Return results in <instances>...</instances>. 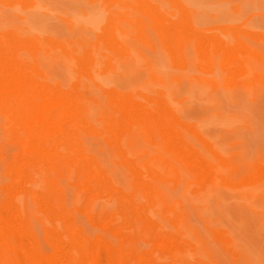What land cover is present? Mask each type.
<instances>
[{
  "label": "rangeland",
  "instance_id": "1",
  "mask_svg": "<svg viewBox=\"0 0 264 264\" xmlns=\"http://www.w3.org/2000/svg\"><path fill=\"white\" fill-rule=\"evenodd\" d=\"M0 50L69 94L80 115L73 141L107 179L104 191L92 190L81 166L39 162L24 168L25 190L44 191L48 171L52 204L87 238L125 250L124 264H139L140 253L160 264H264V0H0ZM114 90L135 107L124 122ZM0 118L3 200L6 160L22 152ZM107 187L124 192V210L130 202L137 210L123 213ZM13 202L42 252L52 251L50 225L68 243L63 223L43 217L31 197L18 192ZM81 206L110 214L108 228ZM155 234L171 237L173 250Z\"/></svg>",
  "mask_w": 264,
  "mask_h": 264
},
{
  "label": "bare ground",
  "instance_id": "2",
  "mask_svg": "<svg viewBox=\"0 0 264 264\" xmlns=\"http://www.w3.org/2000/svg\"><path fill=\"white\" fill-rule=\"evenodd\" d=\"M9 55L4 50H0V68H6L8 70L4 74L0 75V116H2L3 118L2 123L4 124V127L9 130V134L12 133L14 139H16L18 142L20 141L19 147L22 154L20 152V155L14 153L16 155H13L11 160V156L6 160L9 161V163L7 162L8 168L5 171L8 170V175H10V179H12V181L10 183H5V185H2V189L5 190L2 192H6V196H4L5 199L3 197V200L0 199L2 200L0 201V264L5 261L8 262V264H70L71 262V264H73V261H80V263L82 262L81 264H124L123 262H125V260L122 262V259L120 260V257H125V250H123L119 246L113 247L100 235L96 236L97 234H95L94 238L92 236L91 238H87L88 236L86 237L85 235H83L79 228L69 222L67 212L64 211V209H60L52 204L51 197L54 190V184L52 181V177L48 171L44 172L43 174L42 185L44 187V191L41 192L34 189L25 190L22 187L23 184L22 186L20 185L24 182V179L27 178V173L24 171V168H26L28 165L32 167L34 165L40 164L41 162H44V165H47V169L52 168L57 162H71L81 166L86 170V180L92 181L94 183L93 184L89 182V184L94 185V188H92L93 186H89L87 182V185L83 184L84 188H86V191L88 186L92 190L95 189L97 191H100L101 189V191H104L105 189H103V187L107 179L104 180L105 176H103L102 172L96 167V164L92 159L93 157L82 154L78 149L79 147L77 148L73 141L71 129L78 122L79 114L77 111V104H75L69 94L65 93L64 91H58L53 89L52 87L39 84L31 75L20 68L19 65H17L13 60V58H11L12 56ZM237 62L239 63V61ZM111 94L112 99L116 100L118 104L119 108L117 109L120 114V121L124 122V119L126 117H132L128 116V114L132 111L130 109V106L133 107L134 110L135 107L128 103L129 101H127L128 99L125 98V94L120 93L119 91L117 92L115 90L112 91ZM159 111H162L161 107L156 108V113L161 114ZM127 112L129 113L127 114ZM141 113L147 114V109L142 107ZM167 113L166 116H168ZM130 121L132 122V120ZM161 121L162 120L158 121L159 124L165 125L164 123L162 124ZM155 122H157V120H155ZM19 131H21L20 134ZM19 135L22 136L20 137ZM77 143H79V141H77ZM24 152L27 157L24 156ZM122 152L123 151L120 150V154L119 151L117 152V154H119L120 159L124 163L125 153ZM188 152L190 153L191 151ZM192 158H194L192 161L194 162V165L199 167L200 173H204L207 170L208 166L205 165L199 158ZM190 160L192 159L190 158ZM185 161L187 162L186 159ZM21 168H23V171L21 170ZM139 177L141 178V175H139ZM107 190H112L111 192H114V196H117L119 207L122 208L124 213V211L127 210H124L125 203L129 202V200L127 201V199H125L124 192L120 189L112 187L108 188ZM18 192H24L27 196L31 197L32 201L34 200V203L36 202L37 208L41 210V213L43 212V217H47H45L47 220L49 219V221L51 222L52 220L50 219H54L55 221H60L61 223H63V232L68 235L67 238L69 239L67 241L68 243H66L65 246L63 244H61L60 246V241H58L61 240L59 239V237L62 231H60L57 227H51L52 225H50V228H44L45 230L47 229V231L44 232L47 233V239L52 247V251L47 249V252L50 251V253L44 251L42 252V250L44 249L40 250L37 247L36 242H34V236L32 235V238L29 230L27 229V226L25 225V222L20 215L18 207L13 202V196ZM130 206L131 208L127 207L128 212L132 211L133 209H135L136 211L139 207L138 205V207L136 205H133V203L131 202ZM40 210H38L37 212H39ZM79 210L84 212L86 218H88L91 223H93L97 227L103 229L108 228L110 214L108 215L100 213L99 215L97 213H92L88 209V207L82 206L79 207ZM145 217H143V220ZM112 218L114 217H111V219ZM150 221L152 220H148V222ZM150 224L151 222L148 225ZM151 226H155V224ZM155 236L156 244L163 246V248H171L173 250L174 243L171 237L164 234H155ZM118 238H120V236ZM73 251L76 252V256L73 255ZM110 256H112L113 258L110 259ZM134 259L139 262V264H160L150 260L148 256L144 255V253H140L139 255L134 256Z\"/></svg>",
  "mask_w": 264,
  "mask_h": 264
}]
</instances>
